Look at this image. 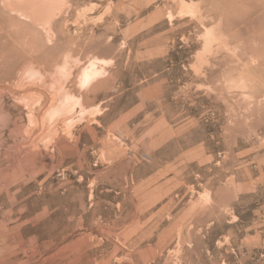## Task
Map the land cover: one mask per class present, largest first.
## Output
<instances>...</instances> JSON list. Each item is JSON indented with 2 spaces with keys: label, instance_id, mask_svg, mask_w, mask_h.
Listing matches in <instances>:
<instances>
[{
  "label": "rangeland",
  "instance_id": "374dc122",
  "mask_svg": "<svg viewBox=\"0 0 264 264\" xmlns=\"http://www.w3.org/2000/svg\"><path fill=\"white\" fill-rule=\"evenodd\" d=\"M0 264H264V0H0Z\"/></svg>",
  "mask_w": 264,
  "mask_h": 264
},
{
  "label": "bare ground",
  "instance_id": "6f19581e",
  "mask_svg": "<svg viewBox=\"0 0 264 264\" xmlns=\"http://www.w3.org/2000/svg\"><path fill=\"white\" fill-rule=\"evenodd\" d=\"M44 17V16H43ZM44 19V18H43ZM46 22V21H45Z\"/></svg>",
  "mask_w": 264,
  "mask_h": 264
}]
</instances>
